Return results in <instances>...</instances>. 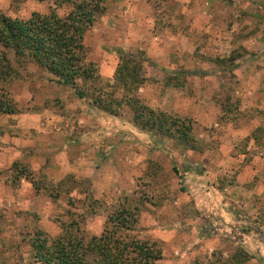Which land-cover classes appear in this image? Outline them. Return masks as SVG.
<instances>
[{
  "label": "rangeland",
  "instance_id": "374dc122",
  "mask_svg": "<svg viewBox=\"0 0 264 264\" xmlns=\"http://www.w3.org/2000/svg\"><path fill=\"white\" fill-rule=\"evenodd\" d=\"M141 1L144 0L104 1L105 13L98 15L83 36V62L94 65L95 75L88 80L78 79L74 87L58 84L28 58H16L12 49L0 46V72L8 71L5 77H0V98L16 108L14 116L0 112V264H40L32 257V243L38 233L49 241L56 238L87 240L99 235L109 215L125 206L132 208L135 219L128 237L155 241L161 251L159 264L206 261L213 252L229 257L237 249L249 254L244 264H264V196H249L234 188L238 184L235 158L243 165L251 157L247 149L249 136H264V114L252 108L240 109V86L235 82L236 58L240 60L244 56L245 45L255 29L264 27V1L238 4L219 1L221 12L214 20L215 33L221 37L233 36L235 45L218 51L209 46L208 58L214 64L206 63L210 68L204 72L198 70L202 64L197 63L195 57L194 60L183 57L187 64L179 65L181 52H173L172 56L178 57L172 60L176 63L170 74L165 66L154 64L153 58L147 55L148 47L144 49L140 44L149 42L150 31L158 30L164 35V29H173L177 36V31L194 32L196 26L206 25V18L202 20L197 12L202 10L204 2L148 0L156 10L150 18L148 6L141 5ZM133 7L136 11L141 9L137 15L131 12ZM55 8L54 0H0V12L11 18L27 19L34 12L44 14ZM56 10L61 15L67 9ZM209 19L211 21L212 16H208ZM202 38L198 37V43ZM139 50L147 59L143 63L146 81L138 90L140 99L148 104L153 96L157 102L153 105H160L161 110L169 108L167 113L187 123L190 126L188 143L156 133L138 138L139 144L131 141L133 146L120 144L122 149L118 151L124 161H117L109 154L112 158L107 170L110 182L103 188L98 189L97 184L91 187L92 194L88 191L90 179L79 177L75 188L55 196L58 177L43 173L41 168L34 174L24 164V156L6 154L7 149L16 147L7 137L13 135V130H19L20 135L22 132L27 135L29 129L37 131L36 126L28 127L27 118L19 120L25 116L23 114L42 108H59L61 97L78 100L77 109L81 111L84 103H93L97 89L101 88L105 96L112 91L109 85L120 52ZM3 54L10 69L2 63ZM157 57L168 60L165 54ZM77 89L84 91L87 97H79ZM117 96L119 94L115 93V99ZM94 113L96 121L100 114ZM119 114L121 119L130 120L132 112L122 106ZM255 116L260 117L258 122L252 119ZM14 122L18 124L14 126ZM252 124L257 126L249 135L233 138V130L250 129ZM110 137L118 140L119 135ZM130 147L138 150L135 157ZM93 149L94 153L99 151V148ZM213 150L220 155L215 162H210L212 166L205 168L201 157L213 158ZM112 161L118 166L121 164V182L114 177L117 173ZM247 167L240 169L243 180L251 179ZM28 172L35 181L43 183L38 190L25 186L21 175ZM17 174L19 179H15ZM63 184L64 188L73 187L71 182ZM252 208L255 209L252 211Z\"/></svg>",
  "mask_w": 264,
  "mask_h": 264
},
{
  "label": "trees",
  "instance_id": "16d2710c",
  "mask_svg": "<svg viewBox=\"0 0 264 264\" xmlns=\"http://www.w3.org/2000/svg\"><path fill=\"white\" fill-rule=\"evenodd\" d=\"M104 1L54 0L55 9L44 14L34 12L27 19L11 18L0 12V46L12 49L16 58H28L53 76L58 84L74 87L78 79L88 80L95 75L94 65L83 62V36L98 15L105 13ZM58 8L67 10L60 15L56 10ZM1 58L5 67L10 69L6 55H1ZM144 61L146 57L141 50L136 53L120 52L109 85L112 91L105 96L101 88L97 89L93 92V104L115 116L120 115L119 108L127 106L132 112L130 122L138 129L188 143L190 126L187 123L164 110L150 107L140 99L138 90L146 81ZM1 73L0 77H5L6 73ZM76 93L81 98L87 97L81 89H77ZM115 93L119 94L118 99H115ZM260 111L264 114V109ZM0 112L12 114L16 108L0 98ZM253 137L256 138V135ZM21 177L37 190L41 184L43 186L42 182L35 181L30 172ZM19 178L17 174L15 179ZM64 182H71L73 187L68 185L64 188ZM77 183L71 175L59 180L55 184L58 188L55 196L61 191H71ZM90 188L88 191L92 194ZM50 196L55 198L53 193ZM133 217L132 208L125 206L109 215L99 235H92L87 240L56 238L49 241L38 233L33 239L32 257L40 264H159L161 251L155 241L128 237L127 232L135 221ZM249 258L247 251L237 249L229 257L213 252L206 261L196 259L191 264H244Z\"/></svg>",
  "mask_w": 264,
  "mask_h": 264
},
{
  "label": "crops",
  "instance_id": "0c3cea01",
  "mask_svg": "<svg viewBox=\"0 0 264 264\" xmlns=\"http://www.w3.org/2000/svg\"><path fill=\"white\" fill-rule=\"evenodd\" d=\"M201 1L204 2L203 8L197 12L202 20L204 17L206 18V25L196 26V31L194 32L189 31L186 33L182 30H180V32L177 31L179 34H177V36L175 32H172L173 29H164V35L160 34L158 30L155 32L150 31L149 42H146L148 46H146V44H140L141 40L139 39L140 46L143 45L142 47L144 49L148 47L147 55L149 59L153 58L152 60L154 64L162 65L163 67L165 66L164 69L169 74L174 63H176L172 60H174L175 57H178L175 55L172 56L173 52H181V55H179L181 58L179 65H182V63L185 62L187 64V61H183V57L186 59H192L195 57L194 59H197V63L199 62L202 64L198 70L200 72H204L206 69L210 68V66H205L207 65L206 63L212 61L208 58L211 55V51L209 49L210 47L214 51H218V49L224 50L225 47L228 48L235 45V39L233 36L227 37L228 35H222L223 37H221L215 33L214 20L215 17H218L217 14L221 12L220 6L218 4V2L221 0ZM226 1H232L234 4H238L253 0ZM262 1L264 0H261V2ZM141 5L148 6L151 18L152 13L154 14L156 11L155 8L148 2V0H144L143 2L141 1ZM242 8H244V6H242ZM138 9L139 10L136 11V9L133 7L131 8V12L134 14L136 12L138 13L141 10L140 8ZM137 13L135 15H137ZM208 16H212L211 21L210 19L208 21ZM191 28L193 29V27ZM263 28V26H259L257 29H255L254 34L251 35V38L248 39L247 45H245L246 51L244 52V56L240 60L237 58L235 60L236 63L238 62L236 66L238 67V70L235 71V82H239L240 88L238 89V93L242 97V107H240V109L252 108L257 112L264 109ZM191 33L193 36H190ZM200 36L203 38L201 39V42L199 41L198 43V37ZM192 38H195V40ZM202 42L206 44L201 45L203 44ZM159 54H165V56L168 55V60L165 62L164 59V61L161 60L162 58L158 59L157 56ZM212 54H214V52ZM213 67L215 68V65H213ZM214 70L215 69L212 71ZM150 98L148 103L150 107H161L160 105H153L157 102L154 100L153 96H150ZM84 104L85 106L82 107L80 111V109H77V106L79 105L78 100L61 97L59 108H54L52 110L49 108H42V110L37 112L23 114L25 116H22L19 120L27 118L28 122L30 123L28 127L36 126L37 131H32L29 129L32 133L28 130L27 135L24 132H22V135H20L19 130H13V135L9 134L7 137L10 138V142L16 145V147L12 146L11 149H7L6 154L9 156L11 153H18L21 156H24V164H26V166L28 165L27 167L35 172L34 174H36V172H38L41 168L44 169L43 173H46L47 175L53 173V175L58 177L59 180H62L69 175L73 176L75 179L79 177L87 179L89 178L91 187H95L97 184L98 189L99 187L103 188L104 185H107L110 182L107 175V170L111 167L110 161L112 158L110 159L108 157L109 154L115 157L117 161H124V156H122L120 151H118L122 149L119 147V145L129 143L130 146H133L131 141H133L135 144H139L140 139L138 138H143L145 135L151 133L138 129L130 122V120L121 119L119 116L109 114L99 109L93 103ZM163 110L169 111V108ZM95 111L100 114L96 121H94L93 117ZM16 118L19 117L16 116ZM252 119L257 120L258 122L260 117L255 116ZM17 124L18 123L15 124L14 122V126ZM262 125H264V123H262ZM256 126V124H252L250 129L243 131L238 130L234 132L235 130H233L232 136L236 140L244 136V134L249 135L252 130L256 128ZM10 132L12 133V131ZM16 134L18 135L16 136ZM114 134L119 135L118 140L110 137ZM140 146L141 144L139 147ZM94 147L99 148V151L96 150L97 152L94 153ZM247 149L250 151L251 157L247 158L243 165L239 164V159L235 158L237 162L235 164V170H237L236 183L238 184H236L234 188H236L235 190L237 192L243 190L249 194V196H264V136L262 135L255 138L253 135H250L248 138ZM137 152L138 150H134V148L130 147V153L133 157H135ZM212 154L213 158L211 159L213 161L208 156L204 155L201 157L202 162L204 161L206 163L203 164L205 168L212 166L211 163L215 162V159L217 160L220 155L214 150ZM11 158H14V156ZM259 163L261 166H258ZM244 166H248L247 168H249V171L251 172L250 180L247 178L243 180L241 178L240 169ZM120 167L121 164L118 166L116 162H113L112 168L116 170V173L118 174H114V177H117V182L122 181L121 174L119 173H121L123 170ZM31 170L30 172H32ZM246 180L247 183L244 184ZM23 182L25 186H29L30 188L33 187V185L27 180H23ZM118 184L119 183H117V185ZM91 190L93 192L92 188ZM254 209L255 208H252V211ZM253 218L255 217L253 216Z\"/></svg>",
  "mask_w": 264,
  "mask_h": 264
}]
</instances>
